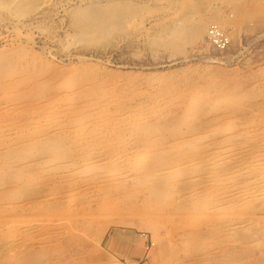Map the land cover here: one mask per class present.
<instances>
[{
  "label": "rangeland",
  "instance_id": "374dc122",
  "mask_svg": "<svg viewBox=\"0 0 264 264\" xmlns=\"http://www.w3.org/2000/svg\"><path fill=\"white\" fill-rule=\"evenodd\" d=\"M116 1L114 0V3ZM119 1L123 0L117 2ZM126 1L131 3V10L134 8L132 4L135 6V11H132L129 16L131 18L128 19L130 22H126L124 25V28L129 31L119 30V34L117 31L111 32L110 37L109 33L101 35L104 38L99 35L97 40H90V42H84L79 37L78 27L71 21L73 9L79 8L81 5L83 7L85 4L92 5L93 2L95 5H101L113 2V0H49L46 5L44 3L31 12L30 7L27 6L25 9L27 14L19 17L0 9V19L3 16L0 20V48H2L0 50H7L10 43L18 48L21 46L19 48L21 57L29 58L30 61L33 60L32 57H35L33 63L37 66L32 67L30 73L39 80L50 76L49 82L52 85L50 92H34L30 95L25 93L24 95L21 93H24L26 84H23V88H21L22 85L16 84L15 86V82L12 85V80L7 79L10 83L8 89L0 90V130L1 126L3 127L0 131V150L2 147L7 148L9 145L16 144L19 141V136L22 138L19 131L36 133L35 135L38 137L40 134L45 135L58 131L57 134L61 133V137L72 142H68L69 144H72L74 148L76 146L75 149L78 150L76 152L79 153V155L74 154V157L79 156L76 157L77 165L83 162V166L87 165V168L101 160L106 162L108 170L107 172L105 167L96 169V174L95 167L94 169L87 168L88 171L90 169L89 172L84 168L83 173L77 172L80 175L69 173L71 179L65 168L54 167L53 169V165L57 166V162L48 159L49 162L40 163L45 161H42L43 158L39 156L37 149L27 157L19 155L14 164H16V168L24 172V178L22 175L13 178L14 180L5 176L0 178V191H13L11 197L0 198V236H2L0 237V264H264V94L261 95L264 93V0H193L192 3L190 2L192 0ZM214 11L219 12L218 15L221 14V18H226L223 21V29L229 35L231 32V43L226 50L219 51L211 47L206 39V33H204L205 36H200L193 42H181V49L178 51L165 46L153 45L151 34L155 35L156 31L164 27L163 25L176 21L180 23L185 17L195 20L200 16L207 15L209 17L207 27L208 24L215 22L210 16ZM183 12L187 13V16ZM177 18L178 20H176ZM128 23L131 24L128 25ZM214 24L219 25L218 22ZM150 35L151 37H147ZM39 61H42L43 64ZM88 66L91 68L90 70ZM83 70L89 73V78L86 80L85 78L81 80L71 78L73 75L78 76L85 73ZM198 73L199 76H197ZM25 74L27 75V73ZM25 74L18 78L24 77ZM219 80L224 92H228V90H224L225 87L233 92L230 102L226 96L219 93V96H222L221 103L218 104L219 106L210 107L202 97L193 93L195 87L202 86L201 84L205 85L210 81L218 83ZM77 90L87 93L85 98L76 96ZM52 92L54 93L52 94ZM253 96L255 98H252ZM100 100L102 102L98 104ZM31 102H34L35 106ZM35 102L39 104L37 105ZM88 102L98 108L94 109V112L84 115L81 112ZM29 103L32 107L34 106V109L36 106L44 104L47 110L44 114L38 113L41 114L39 116L37 113H33L34 109L28 106ZM25 107L26 109L30 107L32 111L29 114L25 113ZM154 107L155 109H153ZM118 110L123 111L122 115ZM100 112L102 114H98ZM155 113L156 115H154ZM179 113L187 114L185 117L188 123L192 121L196 130L194 129L192 132L193 128L190 129V124H188L190 128L184 125L181 129L182 132L170 136L166 144L161 146L155 143L154 139L158 136L157 133L163 129L151 132L144 126L150 124L152 120L151 123L159 122L164 116L170 120ZM210 114L211 117H215L211 118ZM91 115L92 117H90ZM110 116L115 118H110ZM258 116L263 119L261 120ZM141 118L143 119L139 120ZM207 118L209 119L207 120ZM163 121L166 120L163 119ZM111 124L113 125L111 126ZM125 124L127 128L123 129L126 127ZM8 128L10 131H7ZM148 132L151 133L147 139ZM115 133H117L116 136ZM116 138L118 142L120 141L119 143ZM103 139L106 140L103 141ZM185 139H192V145H184ZM108 140H111V144L106 142ZM112 141H115L114 144ZM84 142L89 144L86 149L94 147L95 149H92L94 151L101 150V153L96 155L97 159L94 158V153H90V150L87 152L83 149V145H86ZM121 145L123 148L120 147ZM113 148H117V150H112ZM106 149L112 151L106 153L104 152ZM123 149L126 151L120 152ZM168 149L169 154L163 152ZM164 154L169 157L166 161L163 160ZM217 157L221 159L217 160ZM79 158L84 161L81 162ZM151 161H154V165L157 166L146 174V167ZM62 162L61 160L59 164ZM46 175L52 179H48ZM227 177H229L228 180H226ZM255 177L260 179L257 180ZM110 179L112 183L114 182L113 185L119 179H123L125 182L128 179L131 181L136 179L138 193L141 196H151L152 202L149 203V206L154 207L151 209L147 204L136 200V206H131L133 208L130 207L129 211L128 206L122 208L123 205L119 201L117 203L115 200L116 205L114 201L109 202V198H106L109 195L105 196V188L102 189L101 186H106L109 182L112 185ZM70 180L75 182L71 183ZM58 181L60 182L58 183ZM9 183H12L14 187ZM66 183L70 185L67 186ZM82 183H86V186ZM260 183L262 184L260 185ZM1 188L3 189L1 190ZM19 188H24V190L21 191ZM249 191L251 194H248ZM36 192L39 193V196ZM57 192L63 195L59 201L55 199ZM259 192H263V195ZM28 197L30 198L28 199ZM33 199L37 204L31 201ZM92 201L93 203L90 204ZM82 203L83 205H81ZM71 204H77V206ZM43 205L44 207H42ZM158 206L163 207L160 209L157 208ZM64 208L67 210V215ZM77 208H80L79 211ZM239 209L241 210L239 211ZM221 212L224 214L222 215ZM57 214L61 215L57 216ZM63 215L66 216V219ZM109 219H112L111 222L108 221ZM49 220L56 223H50ZM86 220L90 222L89 225ZM155 220L161 222L159 227L153 226ZM76 225L78 229H74ZM84 225H87V229H82ZM101 228L104 235H101L102 239L98 242L96 236ZM70 234H79L84 238L87 244L85 248L80 250L72 243L69 240L71 239ZM54 241L59 243L63 241L61 243L63 248ZM54 244L58 245L56 250L53 248ZM39 248L42 251H39ZM37 254L38 256H35ZM41 255L43 256L41 257Z\"/></svg>",
  "mask_w": 264,
  "mask_h": 264
},
{
  "label": "bare ground",
  "instance_id": "6f19581e",
  "mask_svg": "<svg viewBox=\"0 0 264 264\" xmlns=\"http://www.w3.org/2000/svg\"><path fill=\"white\" fill-rule=\"evenodd\" d=\"M53 1V0H52ZM103 1H105V0H103ZM118 1V0H117ZM115 2L114 3V0H113V2H110V3H105V4H94V2H93V4L92 5H87V4H85L83 7H82V5L79 7V8H76V9H73V11H72V19H71V21H73L74 23H75V25L78 27V30H79V32H80V38L84 41V42H87V41H89L90 42V40H95L99 35L101 36V35H104V34H107L108 35V33L110 34L109 35V37L111 36V32H116L117 31V34H119L120 32H118L119 30H128L127 28H124L125 26L124 25H126V22H130V21H128V19H130L129 18V16L131 15V13H132V11H135V6H133L134 4H132V7H134V8H132L133 10H131V7H130V4L131 3H129V2H127L126 0L124 1H122V2ZM197 1V0H196ZM199 1V0H198ZM107 2V1H106ZM187 2V1H186ZM191 3L193 2V0L192 1H190ZM201 2H203V1H201ZM205 2V1H204ZM45 3V5L47 4V3H49V0H0V9L1 10H4V11H8V12H10V13H13V14H15V16H17V17H19V16H22V15H25V14H27V10H25L26 9V7L28 6V7H30V12L32 11V10H35V9H38L37 7H39L40 5H43ZM206 3H209V2H206ZM174 4V3H173ZM196 4V3H195ZM170 5V4H169ZM189 5V4H188ZM78 6V5H77ZM184 6V5H183ZM186 6H187V4H186ZM143 7V6H142ZM188 7V6H187ZM191 7V6H190ZM192 7H193V5H192ZM199 7V6H198ZM140 9V8H139ZM144 9V8H143ZM149 9V8H148ZM202 9V8H201ZM212 9H213V7H212ZM146 10H147V8H146ZM171 10V9H170ZM186 10V9H185ZM189 10V9H188ZM211 10V9H210ZM216 10V9H215ZM29 11V10H28ZM45 11V10H44ZM190 11V10H189ZM204 11V10H203ZM217 11V10H216ZM216 11H214L210 16H211V18L212 19H214L215 20V22H218V24H219V26L221 27V28H223L224 26V24H223V21H225V19L224 18H221L220 16H221V14H220V16L218 15V13L216 12ZM186 12H188L187 10H186ZM210 12V11H209ZM181 13V12H180ZM180 13H179V15H180ZM189 13H191V11L189 12ZM188 13V14H189ZM13 14H12V16H13ZM33 14V13H32ZM40 14H41V12H40ZM134 14V13H133ZM182 14V13H181ZM183 14H185L184 12H183ZM193 14V13H192ZM204 14V13H203ZM207 14H209V13H207ZM28 15H29V12H28ZM34 15V14H33ZM186 16H187V13L185 14ZM14 16V18H16ZM205 17H207V15H204ZM198 17L197 19H195L194 17H193V19H195V20H191V19H187L185 16V19L183 20V21H181L180 23L179 22H177L176 20H178V18L175 20L176 22H172V23H170V24H168V25H163L164 27H161V29H157L158 31H156L155 32V35H153V34H151L153 37H152V43H153V45H157V46H165V47H168V48H171V49H173V50H177L178 51V49H181V42H189V41H192L193 42V40H195L196 38H198V37H200V36H203L204 35V33H206V30H205V27H206V24H207V19L209 18V17H207V18H205V17ZM9 17V16H8ZM45 17V16H44ZM134 17V16H133ZM180 17V16H179ZM2 18H3V16H2ZM1 18V19H2ZM5 18V17H4ZM26 18H28V17H26ZM25 18V19H26ZM36 18V17H35ZM46 18V17H45ZM190 18V17H189ZM210 18V19H211ZM0 19V20H1ZM9 19V18H8ZM7 19V20H8ZM16 19H18V18H16ZM30 19V18H29ZM32 19H34V18H32ZM4 20V19H3ZM19 20V19H18ZM23 20V19H22ZM46 20V19H45ZM139 20V19H138ZM29 21V20H28ZM27 21V22H28ZM40 21V20H39ZM70 21V22H71ZM134 21V20H133ZM212 21V20H211ZM19 22V21H18ZM27 22H25V23H27ZM31 22V21H30ZM36 22V21H35ZM171 22V21H170ZM214 22V21H213ZM214 22V23H215ZM22 23V22H21ZM34 23V22H33ZM131 24V23H130ZM129 23H128V25H130ZM136 24V23H135ZM13 25V24H12ZM27 25V24H26ZM140 25V24H139ZM209 25V24H208ZM16 26V25H15ZM71 26V25H70ZM132 26V25H131ZM23 27V26H22ZM70 28V27H69ZM158 28H160V27H158ZM207 28V27H206ZM76 31V30H75ZM125 31V32H126ZM129 31V30H128ZM127 31V32H128ZM125 32H123V33H125ZM20 33V32H19ZM122 34V33H121ZM130 34V33H129ZM77 35V34H76ZM79 35V34H78ZM77 35V36H78ZM116 35V34H115ZM126 35V34H125ZM149 35V34H148ZM151 35L150 36H147V37H151ZM230 35H231V32H230ZM74 36V35H73ZM76 36V37H77ZM205 36V35H204ZM106 37V36H105ZM108 37V38H109ZM232 37V36H231ZM101 38H104V36H101ZM64 39V38H63ZM148 39V38H147ZM68 40V39H67ZM97 40V39H96ZM105 40V39H104ZM71 41V40H70ZM73 41V40H72ZM149 41V40H148ZM82 42V41H81ZM92 42V41H91ZM151 45V44H150ZM9 46V45H8ZM11 46V47H10ZM10 48L8 47L7 48V50H0V90H5L6 91V89H8L7 87H9V85H10V83H9V81H7V79H10V80H12L11 81V84L13 85L14 83L13 82H15V86H16V84L18 85V86H21V88H23V84H26V85H24V87H25V90H24V93H21V94H24L25 95V93H29V95L30 94H33L34 92H40V93H47V92H50L51 91V89H52V85H51V83L49 82V80H50V76H49V78L47 77H45V79H42L41 80V78H40V80L37 78V79H35V76L33 75V74H31L30 73V71L33 69L32 67H35V65L37 66V64H34L33 63V60H34V58L35 57H32L31 55H28L29 57L31 56L32 58H33V60L32 61H30L29 60V58L28 59H24V57H21L22 55L20 54L19 55V52L21 51V49H19V48H21V46H19V48L17 47V46H14V45H12V43H10ZM230 46V45H229ZM3 47V46H2ZM7 47V46H6ZM151 47V46H150ZM157 48V47H156ZM0 49H2V48H0ZM20 50V51H19ZM24 53V52H23ZM24 54H26V53H24ZM20 57H19V56ZM25 58H27V57H25ZM40 62V61H39ZM42 62V61H41ZM40 62V63H41ZM39 63V64H40ZM38 64V65H39ZM41 64H43V62L41 63ZM44 66V65H43ZM52 66V65H51ZM86 66V65H85ZM84 66V67H85ZM48 67V66H47ZM53 67V66H52ZM89 67V66H88ZM54 68V67H53ZM87 68V67H86ZM46 69V68H45ZM44 69V70H45ZM54 69H57V68H54ZM91 68L89 67V70H90ZM51 70V69H50ZM91 71H93V70H91ZM83 72H85L84 70H83ZM189 72V71H188ZM202 72V71H201ZM25 73H27V75L25 74ZM53 73V72H52ZM59 73V72H58ZM190 73V72H189ZM22 74H25V76L24 77H20V78H18L20 75L22 76ZM47 74H49L48 72H47ZM196 74V73H195ZM59 75H62V74H59ZM90 75H91V73H90ZM17 76V77H16ZM93 76H94V74H93ZM189 76V75H188ZM197 76H199V73H198V75ZM33 77H34V79H33ZM182 78H183V76H181ZM186 77H187V75H186ZM191 77V76H190ZM195 77V76H194ZM13 78V79H12ZM43 78V77H42ZM61 78H62V76H61ZM70 78V77H69ZM72 79H75V80H77V79H82V78H85V80H86V78H89V73H87V72H85V73H83V74H80V75H78V76H74L73 75V77H71ZM181 78V79H182ZM188 78V77H187ZM210 78V77H209ZM67 79V78H66ZM180 79V78H179ZM14 80V81H13ZM69 80V79H68ZM195 80V79H194ZM207 80H208V78H207ZM177 81V80H176ZM182 81V80H181ZM181 81H179V82H181ZM196 81H198L197 79H196ZM201 81V80H200ZM202 81H203V79H202ZM241 81V80H240ZM66 82L68 83V81L66 80ZM70 82V81H69ZM73 82H75V81H73ZM173 82V81H172ZM184 82V81H183ZM199 82V81H198ZM219 82H220V80L218 81V83H216V82H213V81H210L209 83L208 82H206L207 84H205V85H203V84H201L202 86H198L197 84H195L196 86H198V87H195L194 89V91H193V93L194 94H196V95H198L199 97H202L203 98V100L207 103V106H210V107H213V106H216V105H218L219 103H221V97L219 96L220 94L222 95H224V96H226V98H227V100L230 102V96L231 95H233V92L230 90L229 91V89H225L224 88V90H228V92H224L223 90H222V88H221V85L222 84H219ZM100 83V82H99ZM203 83H205V82H203ZM169 84H170V82H169ZM178 84V83H177ZM11 85V86H12ZM57 85V84H56ZM180 85V84H179ZM186 85H187V82H186ZM230 85H231V83H230ZM10 86V87H11ZM82 86V85H81ZM171 86H172V84H171ZM175 86V85H174ZM183 86V85H182ZM181 86V87H182ZM185 86V85H184ZM176 87V86H175ZM192 87H193V85H192ZM192 87H190L191 89H192ZM223 87V86H222ZM167 88H169V87H167ZM228 88V87H227ZM260 88V87H259ZM75 89V88H74ZM93 89V88H92ZM91 89V90H92ZM169 89H171V88H169ZM168 89V90H169ZM186 89V88H185ZM189 89V88H188ZM212 89V90H211ZM242 89V88H241ZM260 89H262V88H260ZM259 89V90H260ZM72 90V89H71ZM98 90V89H97ZM14 91H15V89H14ZM78 91V90H77ZM90 91V90H89ZM162 91V90H161ZM183 91V90H182ZM249 91H252V90H250L249 89ZM31 92V93H30ZM167 92V91H166ZM177 92V91H176ZM179 92V91H178ZM185 92V91H184ZM187 92V91H186ZM5 93V92H4ZM54 92H52V94H53ZM179 93H181V92H179ZM183 93V92H182ZM191 93H192V91H191ZM190 93V94H191ZM220 93V94H219ZM258 93V92H257ZM51 94V95H52ZM86 94L87 93H85V92H83V91H78V92H76L75 93V95L76 96H78L79 98H85V96H86ZM187 94V93H186ZM239 94V93H238ZM255 94H256V91H255ZM255 94H254V96H255ZM262 94H264V93H261V95ZM6 95V94H5ZM46 95V94H45ZM193 95V94H192ZM191 95V96H192ZM251 95V94H250ZM252 95H253V93H252ZM258 95V94H257ZM260 95V94H259ZM2 96V95H1ZM186 96V95H185ZM197 96V97H198ZM252 97V98H255V97ZM28 97V96H27ZM97 98V97H96ZM192 98V97H191ZM250 99V98H249ZM99 100V99H98ZM106 100V99H105ZM225 100V99H224ZM234 100V99H233ZM18 101V100H17ZM21 102V101H20ZM42 102V101H41ZM95 102V101H94ZM96 102H97V100H96ZM99 102H102L101 100L100 101H98V104H99ZM107 102H108V100H107ZM233 102V101H232ZM32 103V105H34L33 103L34 102H31ZM35 103H37V102H35ZM75 103V102H74ZM109 103V102H108ZM30 104V103H29ZM28 104V106H31L32 107V105L30 104L29 105ZM39 103H37V105H38ZM144 104V103H143ZM222 104H223V102H222ZM225 104V103H224ZM255 104V103H254ZM257 104V103H256ZM20 105V104H19ZM22 105V104H21ZM27 105V104H26ZM44 104H40L39 106H36V108L34 109V106L32 107V109H34V111H33V113H37V115H39L38 113H43L44 114V112H46V105H44ZM105 105V104H104ZM121 105V104H120ZM240 105V104H239ZM94 106V105H93ZM92 106V104H91V102H88V103H86L85 104V108H83V109H81V110H83V112H81L82 114H84V115H87L88 113H90V112H94V109H97L96 107H93ZM98 106H100V105H98ZM101 106H103V105H101ZM119 106V105H118ZM149 106V105H148ZM167 106V105H166ZM165 106V107H166ZM205 106V105H204ZM219 106V105H218ZM222 106V105H221ZM21 107V106H20ZM145 107V106H144ZM200 108H201V106H199ZM227 107V106H226ZM229 107H230V105H229ZM45 108V109H44ZM77 108V107H76ZM126 108V107H125ZM200 108H198V109H200ZM207 108V107H206ZM205 108V109H206ZM209 108V107H208ZM231 108V107H230ZM25 110H26V112L25 113H28L29 114V112L30 111H32V109L30 110V107H27V109H26V107L24 108ZM101 109V108H100ZM115 109V108H114ZM114 109H112V110H114ZM148 109V108H147ZM151 109V108H150ZM149 109V110H150ZM153 109H155V107L153 108ZM161 109V108H160ZM159 109V110H160ZM222 109V108H221ZM7 110V109H6ZM27 110H28V112H27ZM45 110V111H44ZM102 110V109H101ZM110 110V109H109ZM125 110V109H124ZM152 110V109H151ZM158 110V109H157ZM168 110V109H167ZM201 110V109H200ZM223 110V109H222ZM231 110V109H230ZM23 111V110H22ZM115 111V110H114ZM113 111V112H114ZM119 111V110H118ZM130 111H132V110H130ZM129 111V112H130ZM145 111V110H144ZM143 111V112H144ZM174 111H175V109H174ZM210 111V110H209ZM24 112V111H23ZM59 112V111H58ZM98 112V111H97ZM120 112V114H121V112H123V111H119ZM142 112V111H141ZM146 112V111H145ZM147 112H148V110H147ZM160 112V111H159ZM158 112V113H159ZM177 112H180V111H177ZM181 112H182V110H181ZM180 112V113H181ZM197 112H198V110H197ZM10 113V112H9ZM32 113V112H31ZM116 113V112H115ZM124 113H126V112H124ZM150 113H152V111H150ZM167 113V112H166ZM176 114V115H174L170 120H169V118H168V120L165 118V116H164V118H163V116H162V118L163 119H165L166 121H163V119L162 120H160L159 122H155V123H151V122H153V120L150 122V124H147V125H145L144 127L145 128H147V129H150L151 130V132H152V130L154 131V130H158L159 129V131L160 130H162V131H160V132H158L157 134H158V136L156 137V139H154V142L155 143H157L158 145H161L162 146V144H166V141L168 140V138L170 137V136H173V135H175L176 133H180V131L182 132V127L184 126V125H186V126H188V124H190L189 126L191 127H189L188 126V128H190V129H192L193 128V131L192 132H194V125H193V122L192 121H190L191 123H188V120L186 119V117L185 116H187V114L186 115H182V114ZM184 113V112H183ZM95 114V113H94ZM98 114H102V112H100V113H98ZM145 114V113H144ZM153 114V113H152ZM163 114V113H162ZM262 114V113H261ZM261 114H260V116H261ZM41 115V114H40ZM39 115V116H40ZM97 115V114H96ZM115 115V114H114ZM117 115H119V114H117ZM122 115V114H121ZM131 115V114H130ZM129 115V116H130ZM141 115V114H140ZM143 115V114H142ZM154 115H156V113L154 114ZM160 115V114H159ZM166 115V114H165ZM168 115H169V113H168ZM173 115V114H172ZM75 116V115H74ZM80 116V115H79ZM83 116V115H82ZM106 116V115H105ZM116 116V115H115ZM151 116H153V115H151ZM150 116V117H151ZM171 116V115H170ZM69 117V116H68ZM90 117H92V115L90 116ZM95 117V116H94ZM114 116H110V118H113ZM132 118H133V116H131ZM143 117H144V115H143ZM159 117V116H158ZM166 117H167V115H166ZM192 117V116H191ZM194 117V116H193ZM198 117V116H197ZM210 117H211V114H210ZM213 117H215V116H213ZM213 117H211V118H213ZM259 117V116H258ZM67 118V117H66ZM115 118V117H114ZM129 118V117H128ZM131 118V119H132ZM140 118V117H139ZM145 118V117H144ZM154 118V117H153ZM161 118V117H160ZM159 118V119H160ZM190 118V117H189ZM260 119H261V117H259ZM17 119H18V117H17ZM127 119V118H126ZM130 119V118H129ZM143 118H141V119H139V120H142ZM152 119V118H151ZM151 119H148V120H151ZM156 119V118H155ZM209 118H207V120H208ZM258 119V118H257ZM256 119V120H257ZM263 119V118H262ZM261 119V120H262ZM65 120V119H64ZM90 120V119H89ZM102 120V119H101ZM104 120V119H103ZM112 120V119H111ZM118 121H119V118L117 119ZM116 120V121H117ZM124 120V119H123ZM135 120H137L136 118H135ZM138 120V121H139ZM147 120V121H148ZM200 120V119H199ZM206 120V119H205ZM212 120V119H211ZM210 120V121H211ZM260 120V121H261ZM105 121H106V117H105ZM109 121V120H108ZM121 121V120H120ZM137 121V122H138ZM157 121V120H156ZM197 121H198V119H197ZM31 122V121H30ZM111 122V121H110ZM115 122V121H114ZM143 122V121H142ZM146 122V121H145ZM204 122V121H203ZM96 123V122H95ZM112 123H113V121H112ZM134 123V122H133ZM140 123V122H139ZM208 123H210V122H208ZM212 123V122H211ZM210 123V124H211ZM216 123V122H215ZM105 124V123H104ZM118 124V123H117ZM121 124V123H120ZM119 124V125H120ZM135 124H136V122H135ZM202 124V123H201ZM205 124V123H204ZM209 124V125H210ZM9 125V124H8ZM100 125H101V123H100ZM99 125V126H100ZM113 124H111V126H112ZM115 125H116V122H115ZM114 125V126H115ZM126 125V124H125ZM132 125V124H131ZM208 125V124H207ZM4 126V125H3ZM19 126V125H18ZM22 126V125H21ZM20 126V127H21ZM25 126V125H24ZM28 126V125H27ZM38 126H40V125H38ZM53 126V125H52ZM108 126V125H107ZM110 126V125H109ZM110 126V127H111ZM118 126V125H117ZM19 127V128H20ZM26 127V126H25ZM29 127V126H28ZM92 127V126H91ZM98 127V126H97ZM104 127V126H103ZM106 127V126H105ZM109 127V128H110ZM119 127V126H118ZM125 127V126H124ZM201 127V126H200ZM199 127V128H200ZM2 126H1V130H2ZM12 128V127H11ZM30 128V127H29ZM28 128V129H29ZM33 128H34V126H33ZM101 128H102V126H101ZM109 128H107V129H109ZM114 128V127H113ZM115 128H116V126H115ZM121 128H122V126H121ZM127 128V125H126V127L125 128H123V129H126ZM186 128V127H185ZM5 129V128H4ZM9 129V128H8ZM38 129V128H37ZM99 129V128H98ZM117 129V128H116ZM131 129H134V128H131ZM205 129V128H204ZM0 130V131H1ZM12 130V129H11ZM13 130L15 131V128H13ZM34 130H35V128H34ZM54 130V129H53ZM97 130V129H96ZM100 130V129H99ZM105 130V129H104ZM103 130V131H104ZM114 131H116L115 129H113ZM120 130V129H119ZM118 130V131H119ZM129 130V129H128ZM196 130V129H195ZM210 130V129H209ZM6 131V130H5ZM7 131H10V129L9 130H7ZM30 131V130H29ZM56 131V130H55ZM95 131V130H94ZM103 131H100L101 133L103 132ZM110 131V130H109ZM125 131V130H124ZM20 133H19V135H21L22 136V138H20V136H19V141L16 143V144H14V145H9V147H7V148H4V147H2L1 148V150H0V178L1 177H3V176H5V177H8V178H10V179H13V178H17V177H21V175H22V178H24V172H22L20 169H18V168H16V164H14V162H15V159H17L18 160V156L19 155H21V156H23V157H27V156H29V155H31L32 153H33V151L35 152L36 151V149H37V152H39V156L40 157H42L43 158V160L42 161H45V162H40V163H47V161H48V159L49 160H52V161H55V162H57V166H54L53 165V169H54V167H59V168H62V169H66L65 171H67V175L69 176V177H71V174H69V173H76V174H79V173H77L78 171H81L82 173L84 172L83 171V169L85 168L86 170H87V168H89V167H91V168H93L94 169V167H95V172H96V169H104V167H105V169H106V167H107V165H106V162H102L101 160H100V162L99 163H97V162H94V166H88L87 168H86V166L84 167L83 165H84V163L82 162V161H84V160H82L81 161V158H79L80 159V161L83 163H80V161H79V163H80V165L78 166L77 165V162H76V157L79 155V153H77L76 151H78V150H76L75 148H76V146H75V148H74V146H72V144H69V143H72V142H70V141H67L65 138H63V137H61V133L60 134H57L58 133V131H57V133L56 132H54V133H50V134H45V135H42V134H40V136L38 137V135L36 136L35 134H33V133H28V132H26V131H19ZM48 133H49V131H47ZM106 132H108V131H106ZM113 132V131H112ZM145 132V131H144ZM151 132H148V135H147V133H146V135H147V139H148V136H149V133H151ZM18 133V132H17ZM43 133V132H42ZM111 133V132H110ZM143 133V132H142ZM183 133H185L184 131H183ZM12 134V133H11ZM104 134V133H103ZM116 134L117 133H115V136H116ZM119 134H122V133H119ZM196 134V133H195ZM42 135V136H41ZM114 135V134H113ZM179 135V134H178ZM1 136V135H0ZM8 136V135H7ZM90 136V135H89ZM94 136V135H93ZM104 136V135H103ZM108 136V135H107ZM120 136V135H119ZM38 137V138H37ZM177 137V136H176ZM175 137V138H176ZM185 137V136H184ZM203 137V136H202ZM81 138V137H80ZM100 138V137H99ZM111 138H112V135H111ZM120 138V137H119ZM152 138V137H151ZM196 138H198L199 139V137H196ZM216 138H218V137H216ZM108 139V138H107ZM122 139V138H121ZM136 139V138H135ZM174 139V138H173ZM73 140V139H72ZM71 140V141H72ZM77 140V139H76ZM79 140V139H78ZM92 140V139H91ZM106 140V139H105ZM104 139H103V141H105ZM114 140V139H113ZM116 140H117V142H118V139L116 138ZM120 140V139H119ZM140 140V139H139ZM138 140V141H139ZM170 140V139H169ZM210 140V139H209ZM212 140V139H211ZM223 140V139H222ZM225 140V139H224ZM223 140V141H224ZM4 141V140H3ZM93 141V140H92ZM125 141V140H124ZM198 141V140H197ZM196 141V142H197ZM222 141V142H223ZM69 142V143H68ZM74 142V141H73ZM79 142V141H78ZM77 142V143H78ZM106 142H109L108 144H111V140H108V141H106ZM113 142V144H114V142L115 141H112ZM120 142V141H119ZM118 142V143H119ZM128 142V141H127ZM130 142V141H129ZM181 142V141H180ZM195 142V143H196ZM3 143V142H2ZM9 143V142H8ZM11 143H12V141H11ZM15 143V142H14ZM85 143V142H84ZM100 143V142H99ZM183 143V142H182ZM192 143H193V140L192 139H185V141H184V145L185 144H187L186 146H188V145H192ZM216 143H218V142H216ZM6 144V143H5ZM13 144V143H12ZM86 144V143H85ZM121 144V143H120ZM89 144L87 143L86 145H83V149L84 150H86L87 152L90 150V153H94L95 154V157L94 158H96L97 156V154H100L101 153V150H97L96 149V151H94V150H92V149H95L94 147L91 149V148H87L86 149V147L88 146ZM91 145V144H90ZM99 145V144H98ZM118 145V144H117ZM125 145V144H124ZM123 145V146H124ZM206 145V144H205ZM209 145V144H208ZM129 146V145H128ZM81 147V146H80ZM115 147V146H114ZM121 148H123L122 147V145L120 146ZM166 147V146H165ZM172 147V146H171ZM107 148H109V147H107ZM125 148V147H124ZM140 148V147H139ZM101 149V148H100ZM117 150V148H113L112 150ZM127 149V148H126ZM131 149V148H130ZM134 149V148H133ZM170 149V148H169ZM169 149L168 150H164L163 152L164 153H166V154H169ZM172 149V148H171ZM230 149V148H229ZM112 150H110V149H106V150H104V152H106V153H108V152H111ZM136 150V149H135ZM227 150V149H226ZM85 151V152H86ZM124 151H126V150H124L123 149V151H120V152H122V153H124ZM130 151H132V150H130ZM229 151V150H228ZM103 152V153H104ZM75 153H77L78 155L77 156H75L74 157V154ZM84 153V152H83ZM89 153V154H90ZM117 153L119 154V156H120V153H119V151H117ZM117 153H115V154H117ZM145 153V152H144ZM192 153H194V152H192ZM223 153H225V152H223ZM88 154V155H89ZM115 154H113L114 155V157H115ZM133 154V153H132ZM136 154V153H135ZM143 154V153H142ZM166 154H164L165 155V157L163 158V160H167L169 157H167L166 156ZM200 154V153H199ZM81 155H82V153H81ZM108 155V154H107ZM122 155H124V154H122ZM125 155H127V154H125ZM124 155V156H125ZM128 155H129V153H128ZM220 155V154H219ZM99 156V155H98ZM103 156V155H102ZM104 156H106L105 154H104ZM110 156V155H109ZM134 156V155H133ZM136 156V155H135ZM134 156V157H135ZM208 156V155H207ZM218 156V155H217ZM79 157V156H78ZM106 157H108V156H106ZM206 157V156H205ZM37 158H39V157H37ZM102 158H104V157H102ZM109 158V157H108ZM107 158V159H108ZM111 158H112V156H111ZM118 158V157H117ZM122 158H124V157H122ZM218 158V157H217ZM225 158V157H224ZM227 158V157H226ZM225 158V159H226ZM234 158V157H233ZM41 159V158H40ZM65 159V160H64ZM97 159V158H96ZM114 159V158H113ZM203 159V158H202ZM219 159H221V158H218L217 160H219ZM19 160H20V158H19ZM21 160H22V158H21ZM63 161L61 164H59V162L60 161ZM77 160H78V158H77ZM86 160V159H85ZM106 160V159H105ZM112 160V159H111ZM117 160V159H116ZM121 160V159H120ZM123 160V159H122ZM121 160V161H122ZM128 160V159H127ZM235 160V159H234ZM25 161V160H24ZM59 161V162H58ZM119 161V160H118ZM214 161V160H213ZM28 162V161H27ZM36 162H38V161H36ZM49 162V161H48ZM51 162V161H50ZM91 162V161H90ZM112 163H114L113 161H111ZM126 162H130V161H126ZM125 162V163H126ZM154 161H151L149 164H148V166L146 167L147 169H146V171H145V173L147 174V172L148 171H151V170H153L154 169V167H156L157 165H154V163H153ZM157 162V161H156ZM200 162V161H199ZM21 163V162H20ZM29 163V162H28ZM32 163V162H31ZM39 163V162H38ZM89 163V162H88ZM131 163V162H130ZM197 163H198V161H197ZM22 164L24 165V162H22ZM123 164V163H122ZM133 164V163H132ZM185 164H186V162H185ZM22 165V166H23ZM41 165V164H40ZM89 165V164H88ZM90 165H92V164H90ZM119 165V164H118ZM195 165V164H194ZM210 165V164H209ZM212 165V164H211ZM236 165V164H235ZM42 166V165H41ZM116 166H117V164H116ZM126 166V165H125ZM125 166H123V167H125ZM207 166H208V164H207ZM24 167V166H23ZM27 167V166H26ZM119 167V166H118ZM118 167H115L116 169L118 168ZM121 167V166H120ZM234 167V166H233ZM236 167V166H235ZM246 168H247V165L245 166ZM21 168V167H20ZM39 168H40V166H39ZM110 168V167H109ZM108 168V169H109ZM244 168V167H243ZM245 168V169H246ZM56 169V168H55ZM58 169V168H57ZM56 169V170H57ZM124 169V168H123ZM232 169V168H231ZM235 169V168H234ZM107 170V169H106ZM49 171V170H48ZM47 171V172H48ZM64 171V170H63ZM88 171V170H87ZM89 171H90V169H89ZM88 171V172H89ZM230 171V170H229ZM228 171V172H229ZM242 171V170H241ZM34 172V171H33ZM59 173H60V171H58ZM91 172H92V170H91ZM95 172H93L94 174H95ZM104 172H106L105 170H104ZM107 172H108V170H107ZM112 172H114V171H112ZM117 172V171H116ZM120 172V170L118 169V173ZM53 173V172H52ZM64 173V172H63ZM81 173V174H82ZM86 173V172H85ZM115 173V172H114ZM232 173V172H231ZM250 173V172H249ZM91 174V173H90ZM96 174H97V172H96ZM137 174V173H136ZM204 174V173H203ZM259 174V173H258ZM257 174V175H258ZM260 174H262V173H260ZM49 175V174H48ZM53 175V174H52ZM66 175V177H68ZM75 175V174H74ZM80 175V174H79ZM84 175V174H83ZM89 175V174H88ZM105 175H107V174H105ZM104 175V176H105ZM112 175V174H111ZM113 175H115V174H113ZM139 175V174H138ZM223 175H225V174H223ZM228 175H229V173H228ZM231 175H234V174H231ZM239 175V174H238ZM247 175V174H246ZM26 176V175H25ZM34 176V175H33ZM43 176V175H42ZM82 176V175H81ZM85 176V175H84ZM87 176V175H86ZM94 176H96V175H94ZM93 176V177H94ZM108 176V175H107ZM197 176V175H196ZM230 176V175H229ZM249 176H251V175H249ZM253 176V175H252ZM46 177H47V175H46ZM65 177V178H66ZM74 177V176H73ZM98 177V176H97ZM110 177V176H109ZM114 177V176H113ZM121 177V176H120ZM123 177H125V176H123ZM127 177H129V176H127ZM132 177V176H131ZM195 177V176H194ZM231 177V176H230ZM233 177V176H232ZM238 177V176H237ZM48 179H52V178H49V176L47 177ZM61 178H63V177H61ZM75 178V177H74ZM77 178H78V176H77ZM82 179H83V177H81ZM103 178V177H102ZM255 178H257V177H255ZM19 179V178H18ZM21 179V178H20ZM54 179V178H53ZM71 179H72V177H71ZM94 179V178H93ZM113 179V178H112ZM131 179H133V178H131ZM137 179V178H136ZM135 179V181H131V180H129V182H128V180H127V182H125V181H123V179H119L118 181H116V183L113 185V183H112V180H111V183H112V185L111 184H107L106 186L105 185H103V186H101L102 187V189H104L105 188V196H108V197H106V198H109V202L110 201H114L115 202V200H116V202L117 201H119L120 202V204L121 205H123L122 206V208L123 207H127L128 208V210L130 209V207L131 206H136V200H138V201H141L142 203H144V204H147L148 206L151 204L150 202H152L151 201V199H152V197L151 196H141L138 192H139V190L136 188V182H138L137 180ZM162 179V178H161ZM226 179V178H225ZM229 179V177H227V179L226 180H228ZM234 179V178H233ZM246 179V178H245ZM260 179V178H259ZM258 178H257V180H259ZM14 180V179H13ZM59 180V179H58ZM64 180V179H63ZM79 180H81V179H79ZM78 180V181H79ZM104 180V179H103ZM107 180V179H106ZM105 180V181H106ZM113 180H115V179H113ZM224 180V179H223ZM263 180V179H262ZM52 181H54V180H52ZM56 181H57V179H56ZM71 181V183L72 182H75V181H73V180H70ZM109 181V180H108ZM21 182V181H20ZM60 181H58V183H59ZM62 182V181H61ZM67 182V181H66ZM82 182V181H81ZM87 182V181H86ZM240 182H242V181H240ZM243 182H244V180H243ZM13 183V182H12ZM12 183H9V184H11L12 185ZM18 183H19V181H18ZM57 183V184H58ZM64 183V182H63ZM94 183V182H93ZM92 183V184H93ZM231 183V182H230ZM239 183V182H238ZM14 184V183H13ZM21 184V183H20ZM31 184V183H30ZM57 184H56V186H57ZM69 184V183H68ZM68 184L66 183L65 185H67L68 186ZM81 184V183H80ZM82 184H84V183H82ZM86 184V183H85ZM84 184V185H85ZM88 184V183H87ZM91 184V185H92ZM235 184V183H234ZM240 184V183H239ZM245 184V183H244ZM253 184V183H252ZM258 184V183H257ZM262 183H260V185H261ZM10 185V186H11ZM15 185V184H14ZM28 185V184H27ZM40 185V184H39ZM51 185V184H50ZM55 185V184H54ZM54 185H53V187H54ZM60 185H62V184H60ZM70 185V184H69ZM77 185H78V183H77ZM94 185L95 186H97L95 183H94ZM94 185H92V186H94ZM100 185H102V184H100ZM5 186V185H4ZM82 186V185H81ZM80 186V187H81ZM86 186V185H85ZM90 186V185H89ZM109 186V187H108ZM232 186V185H231ZM256 186V185H255ZM254 186V187H255ZM12 187H14L13 185H12ZM21 187V186H20ZM25 187V186H24ZM36 187H37V185H36ZM45 187V186H44ZM59 187V186H58ZM82 187H84V186H82ZM91 187V186H90ZM253 187V188H254ZM9 188V187H8ZM52 188V187H51ZM50 188V189H51ZM87 188V187H86ZM85 188V189H86ZM3 188H1V190H2ZM19 189H21V191L22 190H24V188H19ZM42 189H44V188H42ZM54 189V188H53ZM68 189V188H67ZM66 189V190H67ZM72 189H73V187H72ZM79 189V188H78ZM89 189V188H88ZM91 189H93V188H91ZM95 189V188H94ZM93 189V190H94ZM101 189V188H100ZM99 189V190H100ZM259 189V188H258ZM5 190V189H4ZM38 190V189H37ZM253 190V189H252ZM257 190V189H256ZM262 190V189H261ZM57 191V190H56ZM68 191V190H67ZM77 191V190H76ZM75 191V192H76ZM80 191H82L81 189H80ZM84 191V190H83ZM86 191H87V189H86ZM101 191V190H100ZM142 191V190H141ZM225 191V190H224ZM247 191V190H246ZM259 191H260V189H259ZM15 192V191H14ZM17 192V191H16ZM27 192V191H26ZM157 192V191H156ZM214 192V191H213ZM237 192V191H236ZM240 192H241V190H240ZM244 192V191H243ZM252 192H254V191H252ZM256 192V191H255ZM264 192V191H263ZM263 192H259L261 195H263L262 193ZM36 193H38V192H36ZM64 193V192H63ZM79 193V192H78ZM83 193V192H82ZM222 193V192H221ZM56 194V193H55ZM62 193H58L57 192V194L55 195V199L57 200V201H59V200H61L62 198H63V195H61ZM248 194H251L250 193V191H249V193ZM13 195V191H9V190H6V191H0V198L1 199H3V198H8V197H11ZM38 196H39V193L37 194ZM36 195V196H37ZM82 195H84V194H82ZM102 195V194H101ZM100 195V196H101ZM153 195V194H152ZM238 195V194H237ZM256 195V194H255ZM259 195V194H258ZM42 196V195H41ZM91 196V195H90ZM95 196V195H94ZM96 196H98V195H96ZM252 196H254V195H252ZM264 196V195H263ZM262 196V197H263ZM30 197H32V196H30ZM30 197H28V199L30 198ZM102 197V196H101ZM100 197V198H101ZM241 197V196H240ZM244 197V196H243ZM38 198V197H37ZM36 198V199H37ZM82 198V197H81ZM102 198H104V197H102ZM77 199V198H76ZM80 199V198H79ZM98 199H99V197H98ZM176 199V198H175ZM240 199V198H239ZM257 199V198H256ZM82 200H84V199H82ZM158 200V199H157ZM31 201H34V199L33 200H31ZM38 201H40V200H38ZM42 201V200H41ZM40 201V202H41ZM43 201H45L46 202V200H43ZM48 201H50V200H48ZM80 201V200H79ZM102 201V200H101ZM104 201V200H103ZM246 201V200H245ZM54 202H55V200H54ZM87 202V201H86ZM86 202H84V204H86ZM99 202H100V200H99ZM105 202V201H104ZM107 202V201H106ZM113 202V203H114ZM116 202H115V205H116ZM124 202V203H123ZM154 202V201H153ZM160 202V201H159ZM239 202H240V200H239ZM242 202V201H241ZM250 202V201H249ZM15 203V202H14ZM31 203V202H30ZM30 203H28V205L30 206ZM34 203H35V201H34ZM39 203V202H38ZM43 203V202H42ZM75 203H79V202H75ZM88 203H90V202H88ZM93 203V201L90 203V204H92ZM118 203V202H117ZM150 203V204H149ZM171 203V202H170ZM173 203H174V201H173ZM18 204V203H17ZM32 204V203H31ZM35 204H37V202L35 203ZM40 204V203H39ZM47 204H48V202H47ZM46 204V205H47ZM52 204V203H51ZM57 204V203H56ZM107 204V203H106ZM111 204V203H110ZM160 204V203H159ZM243 204H244V202H243ZM34 205V204H33ZM45 205V204H44ZM44 205L42 206V207H44ZM49 205V204H48ZM71 205H73V204H71ZM75 206H77V204H74ZM73 205V206H74ZM81 205H83V203L81 204ZM89 205V204H88ZM118 205V204H117ZM141 205V204H140ZM170 205V204H169ZM25 206V205H24ZM35 206V205H34ZM78 206H79V204H78ZM107 206H108V204H107ZM114 206V205H113ZM142 206H143V204H142ZM144 206H146V205H144ZM157 206V205H156ZM168 206V205H167ZM166 206V207H167ZM31 207V206H30ZM30 207H28V208H30ZM33 207V206H32ZM80 207V206H79ZM102 207V206H101ZM104 207V206H103ZM105 207H106V205H105ZM138 207V206H137ZM136 207V208H137ZM140 207V206H139ZM150 207V206H149ZM152 207H154V206H151L150 208L152 209ZM160 207H163V206H160ZM159 206L157 207V208H160ZM165 207V206H164ZM170 207V206H169ZM65 208H67V207H65ZM64 208V212H66L65 214L67 215V210ZM73 208V207H72ZM80 208H82V207H80ZM80 208H77V210L78 209H80ZM121 208V207H120ZM131 208H133V207H131ZM211 208V207H210ZM68 209H71V207H68ZM161 209V208H160ZM177 209H179L178 207H177ZM183 209V208H182ZM184 209H185V207H184ZM214 209V208H213ZM230 209V208H229ZM245 209V208H244ZM57 210H58V208H57ZM66 210V211H65ZM73 211H74V209H72ZM77 210H75V211H77ZM141 210V209H140ZM164 210V209H163ZM166 210V209H165ZM232 210V209H231ZM241 209H239V211H240ZM51 211V210H50ZM55 211V210H54ZM54 211H52V213H54ZM58 211H60V212H62V210H58ZM71 211V210H70ZM79 211V210H78ZM121 211V210H120ZM130 211V210H129ZM129 211H127L126 210V212H129ZM132 211V210H131ZM173 211V210H172ZM171 211V212H172ZM238 211V212H239ZM259 211V210H258ZM262 211V210H261ZM43 212V211H42ZM116 212V211H115ZM216 212H217V210H216ZM247 212V211H246ZM249 212V211H248ZM260 212V211H259ZM147 213V212H146ZM214 213V212H213ZM222 213V212H221ZM228 213H230V212H228ZM46 214V213H45ZM219 214H220V212H219ZM219 214H217V215H219ZM224 213H222V215H223ZM232 214V213H231ZM237 214V213H236ZM40 215H42V214H40ZM58 215H61V214H57V216ZM164 215V214H163ZM166 215V214H165ZM168 215V214H167ZM221 215V216H222ZM24 216V215H23ZM36 216H37V214H36ZM43 216V215H42ZM41 216V217H42ZM48 216V215H47ZM55 216V215H54ZM64 216V215H63ZM152 216V215H151ZM39 217V216H38ZM44 217V216H43ZM154 217V216H153ZM157 217H159V216H157ZM224 217V216H223ZM1 218V217H0ZM22 218V217H21ZM49 218V217H48ZM48 218H47V220H48ZM52 218V217H51ZM64 218L66 219V216H64ZM64 218H62V219H64ZM67 218L68 219H70V217H68L67 216ZM71 218H73L72 216H71ZM83 218V217H82ZM88 218V217H87ZM100 218V217H99ZM24 219V218H23ZM50 219V218H49ZM58 219V218H57ZM60 219V218H59ZM64 219V220H65ZM67 219V220H68ZM162 219H164V218H162ZM183 219V218H182ZM233 219V218H232ZM44 220H45V218H44ZM51 220V219H50ZM49 220V221H50ZM54 220V219H53ZM55 220H56V218H55ZM71 220V219H70ZM96 220H98L97 218H96ZM111 220L112 219H109L108 221L109 222H111ZM186 220V219H185ZM57 221V220H56ZM87 222V224L89 225L90 224V222L88 221V220H86ZM94 221V220H93ZM93 221H91V222H93ZM247 221V220H246ZM43 222V221H42ZM47 222V221H46ZM55 221H50V223H54ZM104 222V221H103ZM56 223V222H55ZM100 223H101V221H100ZM8 224V223H7ZM43 224H45V223H43ZM153 224V223H152ZM4 225V224H3ZM10 225V224H9ZM50 225V224H49ZM52 225V224H51ZM74 225V224H73ZM99 225V224H98ZM104 225H108V224H104ZM161 225V222H159L158 220H155V224L153 225V226H157V227H159ZM60 226V225H59ZM49 227H51V226H49ZM70 227V226H69ZM90 227V226H89ZM105 227V226H104ZM51 228H53V227H51ZM87 229V225H84V227L82 228V229ZM103 228V227H102ZM101 228V230L98 232V234H97V236H96V234H94L96 237H97V241L99 242V241H101V235H104V234H102L103 233V229ZM106 228V227H105ZM12 229V228H11ZM54 229H56V228H54ZM64 229V228H63ZM74 229H78V227H77V225L76 226H74ZM91 229V228H90ZM60 230H62V229H60ZM229 230V229H228ZM30 231V230H29ZM28 231V232H29ZM32 231V230H31ZM54 231V230H53ZM105 231V230H104ZM12 232V231H11ZM48 232V231H47ZM55 232V231H54ZM62 232V231H61ZM60 232V233H61ZM85 232V231H84ZM91 232V231H90ZM171 233V232H170ZM175 233V232H174ZM9 234V233H8ZM8 234H7V236H8ZM12 234V233H11ZM17 234H18V232H17ZM46 234V233H45ZM83 234V233H82ZM85 234V233H84ZM89 234V233H88ZM169 234V233H168ZM36 235V234H35ZM40 235V234H39ZM61 235V234H60ZM201 235V234H200ZM70 236H71V239H69L72 243H74L80 250L81 249H83V248H85V246L87 245L86 243H85V240H84V238H82L79 234H70ZM86 237H87V235H85ZM160 236V235H159ZM0 237H2V236H0ZM4 237V236H3ZM89 237V236H88ZM4 239V238H3ZM6 239H10V238H6ZM61 239V238H60ZM95 239V238H94ZM58 240V239H57ZM43 241V240H42ZM40 242V241H39ZM47 242V241H46ZM54 242H58V241H54ZM32 243V242H31ZM37 243V242H36ZM49 243V242H48ZM59 243V242H58ZM61 243H63V241H61L60 243H59V247H62V244ZM39 244V243H38ZM45 244V243H44ZM43 244V245H44ZM50 244V243H49ZM22 245V244H21ZM32 245V244H31ZM50 246V245H49ZM32 247H33V245H32ZM53 248H54V250H56L57 248H58V245H56L55 246V244L53 245ZM52 248V249H53ZM63 248V247H62ZM43 249V248H42ZM46 249V248H45ZM41 249L39 248V251H40ZM47 250V249H46ZM38 251V250H37ZM37 251H34V252H37ZM42 251V250H41ZM161 252V251H160ZM47 253V252H46ZM38 254H40V253H38ZM38 254L37 255H35V256H38ZM164 255V254H163ZM176 255V254H175ZM43 255H41V257H42ZM165 257H167V256H165ZM165 257H163V258H165ZM64 259V258H63ZM166 260V259H165ZM167 260H170V259H167ZM7 261V260H6ZM164 261V260H163ZM47 263V262H46ZM35 264H37V263H35Z\"/></svg>",
  "mask_w": 264,
  "mask_h": 264
},
{
  "label": "built area",
  "instance_id": "2783aa9c",
  "mask_svg": "<svg viewBox=\"0 0 264 264\" xmlns=\"http://www.w3.org/2000/svg\"><path fill=\"white\" fill-rule=\"evenodd\" d=\"M206 39L211 47L219 51L226 50L231 43L229 33L214 23L207 26Z\"/></svg>",
  "mask_w": 264,
  "mask_h": 264
}]
</instances>
